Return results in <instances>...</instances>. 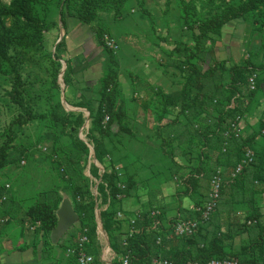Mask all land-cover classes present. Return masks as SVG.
<instances>
[{
    "label": "trees",
    "instance_id": "trees-1",
    "mask_svg": "<svg viewBox=\"0 0 264 264\" xmlns=\"http://www.w3.org/2000/svg\"><path fill=\"white\" fill-rule=\"evenodd\" d=\"M127 2L128 0H9L5 3L0 0V76L10 79L8 96L20 109L5 132L6 140L0 144V170L15 160L19 161L24 154V149H20L17 156L10 152L16 134L11 127H19L33 120L45 122L47 127L52 128V132L44 134L51 142L50 155L59 157L60 153L63 154L52 160V167L61 181L58 186L67 190L72 208L78 215V224L72 225L65 232L72 248H77L80 236L85 235L87 241L83 244L84 249L94 254L98 260L99 242L94 206L97 197H100L107 205L100 210L99 215L108 235L109 246L115 252L113 264H120L125 254L129 255L130 264H149L156 258L175 263H206L211 259L229 258L239 264H264V215L259 211L257 200L260 195L264 196V118L258 120L251 133L244 138L240 136L241 130L235 127L246 110L254 107L251 103L256 105L258 97L264 94V64L254 63L251 60L252 53L231 64H227V58L216 59L211 56L216 38L221 35L223 27L233 20L248 21L256 31L264 33V0H175L179 22L187 30L193 45L190 47L187 42L181 41L173 48L175 54L182 58L177 69L182 71L185 80L171 91L165 92L161 88V92L156 91L157 94L161 93V102L159 113L155 117L157 122H161L174 109H178L166 126L157 127L160 129L158 146L161 154L170 156L175 147L172 141H176L179 147L184 146L181 149L182 163H174L171 167L175 172L173 175L177 185L174 196L177 199L179 193L188 196L195 204L193 210L184 211L178 205L175 213L170 216L167 215L165 203L154 202V206L140 209L131 216H117L121 212V201L130 190L136 188L137 181L133 174L118 171L105 142V139L111 140V136L115 135L113 124L121 132L129 130L123 125L125 113L119 100L117 64L112 50L103 41V34L107 33L103 28L93 31L101 52L109 60L97 83V103L95 107L90 105L92 100L71 104L88 110L89 128L86 137L93 145L95 159L104 166L101 180L97 184L96 198L87 185V177L79 163L81 157L86 159L89 154L88 142L77 137L85 117L81 111L66 112L60 102L57 76L61 67L59 52L65 48V33L55 45L53 55L48 54L51 65L49 108L44 112H35L24 98L22 68L16 54L19 50L34 49L42 45L44 32L57 24V20H52L55 12L59 15L62 27L66 29L68 18L91 25L97 19L98 12L113 10L120 13ZM139 5L142 13L151 20L153 28L154 22L144 8V1L139 0ZM262 45L264 46V42ZM70 71L71 66L66 61L63 73L65 86L69 83ZM252 75L254 87L250 88L249 78ZM245 97L247 105L242 102ZM62 135L70 138L69 144L60 143ZM257 135L261 139L256 140ZM248 150L252 153L251 160L245 156ZM239 164L241 169L235 173ZM220 167L222 172L218 203L214 211L206 219H202L201 211L208 199L210 180ZM182 168L185 170L180 172ZM98 171L92 164L90 174L97 177ZM256 184L261 187L256 188ZM58 186L40 192L36 202L25 210L30 223L37 224L34 230L41 233L43 243L48 242V234L57 221L55 212L62 200ZM3 189L5 190V186L0 187V196L4 194ZM236 191L242 197L236 198ZM243 191L248 192L245 200ZM119 194L123 197L118 198ZM225 204H230L232 209H225ZM238 204H244L242 219L236 214L232 215L234 206ZM9 207L8 203L2 206V210H5L3 215L9 212ZM179 219L195 220L196 228L188 235L175 234L173 225ZM121 221L126 225L125 230ZM155 221H158L156 227L153 226ZM244 233L248 235L247 242L235 248L234 239ZM48 251L43 250L42 257L51 258ZM62 260L65 264H79L75 253L68 254L66 260Z\"/></svg>",
    "mask_w": 264,
    "mask_h": 264
},
{
    "label": "rangeland",
    "instance_id": "rangeland-1",
    "mask_svg": "<svg viewBox=\"0 0 264 264\" xmlns=\"http://www.w3.org/2000/svg\"><path fill=\"white\" fill-rule=\"evenodd\" d=\"M1 1L7 3L9 0ZM143 1L144 8L154 22V29L151 27V20L142 13L139 0H128L120 13L113 10L98 12L97 19L91 25L81 24L74 18H68L66 29L62 27L59 15L55 12L52 20H57V24L44 32L42 45L34 49L19 50L20 52L16 54L22 68L24 83L22 94L35 112H44L49 108L51 93L49 89L51 65L48 54L53 55L59 35L65 33V48L59 52L61 54L59 62H61V67L65 65L66 68L67 61L71 66V71L68 76L69 83L66 86L63 81L65 69L60 78L57 76L60 102L66 112L81 111L86 120L88 110L71 104L77 105L80 102L87 103V100H92L90 105L95 107L97 103L99 97L97 83L109 64V60L101 52L93 31L100 28L107 31L103 34V41L112 50L117 64L120 84L119 100H121L120 106L125 113L123 125L129 131L121 132L118 126L113 124L112 130L115 135L111 136V140L105 139V142L109 148L110 158L116 164L118 171L133 174L137 181L136 188L130 190L121 201L122 218L131 216L140 209H148L150 205L154 206V202L156 204L165 203L168 209L167 215L170 216L175 213L178 205L184 211L193 210L195 207V204L185 194L179 193L178 199L174 196L177 192V185L175 175H173L175 172L171 167L174 163L176 165L182 163L181 149L184 146L179 147L176 141H172L175 147L171 156L161 154L158 146L160 129L157 127L166 126L177 114L178 109H174L172 114L162 119L161 122H157L155 117L159 113L161 102V93L157 94L156 91L160 88L167 90L166 92L171 91L175 85L178 88L185 80L182 71L177 69L178 65H181L182 58L175 54L173 48L181 41L187 42L192 47L193 41L179 22V10L175 0ZM107 42L112 44H107ZM262 42H264V33L256 31L250 22L241 19L233 20L223 27L221 35L216 38L211 56L216 59L227 58V64H231L249 57V53H252L251 60L254 63L264 64ZM87 51L88 53L85 54ZM209 58L208 55L207 59ZM193 60L198 63L196 58ZM93 67L96 70H92ZM262 81L264 82V77ZM10 89V79L0 76V144L6 140L5 132L16 114L20 112V109L10 101L8 96ZM242 102L243 105H247V98L245 97ZM251 106L254 107L247 109L236 123L237 129L241 130L242 138L251 133L258 120L264 118V94L258 97L256 105L252 102ZM83 124L77 132V137L88 142L90 148L93 149L92 143L86 137L89 115L87 127H83ZM11 128L16 134L10 152L17 156L19 150L24 149V154L21 155L19 161L15 160L0 170V187L5 186L2 195L5 196L2 203H5L0 206V250L1 248L14 250L22 248L24 244L25 247H31L34 254L49 250L48 255L53 259L66 260L67 255L70 254L68 249H72V245L68 243L67 233H64L57 242L50 239L49 233L48 242L43 243L41 233L34 230L37 224H31L25 215V210L36 202L40 192L61 184L56 170L52 167V160L63 154L60 153L59 157L50 155L51 142L45 138L44 134L52 132V128L47 127L45 122L33 120L19 127L13 125ZM259 139L261 136L257 135L256 140ZM69 142L70 138L67 135L60 137V143L67 145ZM93 154H90L89 149L86 159L81 157L79 161L92 193L95 185L97 189V184L104 171V166L93 158ZM92 164L99 170L97 177L90 174ZM184 170L185 168H182L179 171ZM216 170H220L221 176L222 168ZM58 187L62 199L68 198L71 203L67 190L61 186ZM255 187L260 188L261 185L256 184ZM234 193L236 198L242 197L240 192ZM247 195V191L243 193V200L247 198ZM263 197L260 195V198H257L262 215H264ZM6 203L10 205L9 212L3 215L5 210H2V206ZM105 205L101 198L97 197L94 206L96 224L98 221L96 234L99 232V238L103 244V246L98 244L99 255L108 247L104 239V229L102 230L103 227L99 226H102L100 215L98 219L96 217V213L99 214ZM224 208H231V205L225 204ZM234 208L232 215L236 214L242 219L245 212L244 204L235 205ZM77 224L78 220L73 223V225ZM122 226L125 230L126 225L123 222ZM247 240L246 233L237 236L234 239L235 248H239Z\"/></svg>",
    "mask_w": 264,
    "mask_h": 264
},
{
    "label": "built area",
    "instance_id": "built-area-1",
    "mask_svg": "<svg viewBox=\"0 0 264 264\" xmlns=\"http://www.w3.org/2000/svg\"><path fill=\"white\" fill-rule=\"evenodd\" d=\"M111 42H107V44H110ZM112 44V43H111ZM249 87H254V75H252L249 78ZM107 119V117H105ZM236 127V126H235ZM237 129V127H236ZM239 130V129H237ZM88 145V144H87ZM89 146V145H88ZM252 153L248 150L245 154V156L248 158V160H251ZM241 165H237L235 168V173L240 171ZM220 170H216L215 175L210 180V187L208 191V199L205 201L201 211V218L206 219L211 212L214 211L218 199H219V192H220ZM94 197L96 198L98 196L96 185L94 186ZM118 198H122L123 195L119 194L117 196ZM5 199V196H0V203ZM107 205H105L106 208ZM199 210V208H197ZM118 217H121V212L117 213ZM158 221L154 222L153 226L156 227ZM196 228V221L192 219H179L176 221V223L173 225V231L177 235H188L193 232V229ZM98 231V229H97ZM131 233V232H130ZM97 239L101 246H103L102 241L99 238V232H97ZM87 241V238L85 235H81L79 238V244L77 248L68 249L70 253L76 254V259L79 264H113V258L115 257V252L111 249L109 246V243H106L108 245V250L106 248L102 250V253L99 255L98 260H96L94 254L88 252L84 249L83 244ZM105 246V244H104ZM110 250V251H109ZM113 253V254H112ZM110 255V256H108ZM120 264H130V258L128 254H125L122 256L121 263ZM149 264H239L235 260L229 259V258H223V259H211L206 263H200L197 261H187L185 263H175L167 259H152Z\"/></svg>",
    "mask_w": 264,
    "mask_h": 264
},
{
    "label": "water",
    "instance_id": "water-1",
    "mask_svg": "<svg viewBox=\"0 0 264 264\" xmlns=\"http://www.w3.org/2000/svg\"><path fill=\"white\" fill-rule=\"evenodd\" d=\"M62 36H63V33H61L59 35L56 43L59 42V40L61 39ZM64 69H65V65H62L60 73L58 74V78L61 77ZM88 115H89L88 111H86V120L84 121L83 127H87ZM89 149H90V154L92 155L93 154L92 147L90 148V146H89ZM93 158L95 159L94 154H93ZM55 213H56L57 221L55 223V226L51 229V232H50V239L53 242H57L59 240V238L73 225V223L78 220V216L75 213V211L73 210L72 205H71L68 198H63L61 200V202H60L59 206L57 207ZM96 217H97V219L99 218L98 213H96ZM97 224H98V221H97ZM99 226L102 228L101 225H99ZM102 230H103V228H102ZM103 232H104L106 243H109L108 237H107L104 230H103Z\"/></svg>",
    "mask_w": 264,
    "mask_h": 264
},
{
    "label": "crops",
    "instance_id": "crops-1",
    "mask_svg": "<svg viewBox=\"0 0 264 264\" xmlns=\"http://www.w3.org/2000/svg\"><path fill=\"white\" fill-rule=\"evenodd\" d=\"M88 51L85 54H87ZM92 55H94V54H92ZM91 69L96 70L95 67H93ZM160 85H159V87H160ZM161 87L163 88V86H161ZM176 88H177V86L175 85L173 89H176ZM164 91L166 92L167 90H164ZM41 252L34 254L31 251V247H29V246L25 247L24 244L22 245V248H16L14 250H6V249L1 248V250H0V264H58V260L53 259L52 256H51V258L50 257H48V258L42 257ZM60 263L65 264L63 260H60Z\"/></svg>",
    "mask_w": 264,
    "mask_h": 264
},
{
    "label": "bare ground",
    "instance_id": "bare-ground-1",
    "mask_svg": "<svg viewBox=\"0 0 264 264\" xmlns=\"http://www.w3.org/2000/svg\"><path fill=\"white\" fill-rule=\"evenodd\" d=\"M106 248H107V247H106ZM106 250H108V248H107Z\"/></svg>",
    "mask_w": 264,
    "mask_h": 264
}]
</instances>
